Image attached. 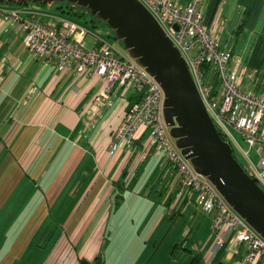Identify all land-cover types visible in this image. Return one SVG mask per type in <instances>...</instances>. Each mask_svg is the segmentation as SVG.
<instances>
[{
	"label": "crops",
	"instance_id": "obj_1",
	"mask_svg": "<svg viewBox=\"0 0 264 264\" xmlns=\"http://www.w3.org/2000/svg\"><path fill=\"white\" fill-rule=\"evenodd\" d=\"M177 2L186 6L190 0ZM25 6L44 23H55L59 15L51 3ZM203 9L205 24L232 50V66L243 65L234 61V34L264 24V0H205ZM263 30L256 48L262 59ZM247 65L263 70L259 82L264 83V66ZM104 88L100 77L79 75L75 68L60 72L36 60L21 28L0 18V264H40V252L46 255L41 264H106L99 252L113 212L125 201L130 167L141 170L150 154L141 158L140 145L134 153L110 152L113 131L138 95L119 84L108 94ZM163 160L154 171H161L159 184L169 190L168 213L180 219L188 207H201L192 197L178 198L174 169ZM214 219L212 213V228ZM38 233L43 239L37 235L34 241ZM227 241L209 262L202 260L204 246L198 244L195 255L184 245L193 254L191 264H236L247 245L236 246V253L233 238Z\"/></svg>",
	"mask_w": 264,
	"mask_h": 264
},
{
	"label": "built area",
	"instance_id": "obj_2",
	"mask_svg": "<svg viewBox=\"0 0 264 264\" xmlns=\"http://www.w3.org/2000/svg\"><path fill=\"white\" fill-rule=\"evenodd\" d=\"M139 1L188 61L203 101L225 140L242 150L238 132L248 142L249 148L243 149V153L253 174L245 169L264 190V83L259 82L263 70L241 68L238 63L232 66V50L222 44L215 27L205 24V0H190L186 6L177 0ZM19 5L0 3V18L21 28L25 45L36 60L56 65L60 72L75 68L79 75L100 77L105 83V94L111 93L117 84L125 90L135 89L137 99L113 131L110 152L134 153L140 140L141 158L148 154L164 156L179 183L178 198L192 197L195 205L215 213L213 230L217 240L213 255L228 243V238H233L236 253V246L247 245L246 254L236 264H264V238L176 145L164 116L165 92L155 77L110 38L98 37L96 44L88 45L87 26L61 15L56 16L55 23H44L35 12ZM251 150L256 151L257 160Z\"/></svg>",
	"mask_w": 264,
	"mask_h": 264
},
{
	"label": "water",
	"instance_id": "obj_3",
	"mask_svg": "<svg viewBox=\"0 0 264 264\" xmlns=\"http://www.w3.org/2000/svg\"><path fill=\"white\" fill-rule=\"evenodd\" d=\"M69 2L94 13L115 40L161 84L164 116L176 145L232 207L264 238V190L234 154L208 111L188 61L139 0H0V3ZM141 146V141H137ZM82 264H93L82 260Z\"/></svg>",
	"mask_w": 264,
	"mask_h": 264
},
{
	"label": "rangeland",
	"instance_id": "obj_4",
	"mask_svg": "<svg viewBox=\"0 0 264 264\" xmlns=\"http://www.w3.org/2000/svg\"><path fill=\"white\" fill-rule=\"evenodd\" d=\"M263 27L264 24L246 32H241L237 28L234 34L237 40L234 61L240 60L243 64L241 65L238 61L241 68L255 69L248 66V63L264 66V59L256 57L257 52L259 53L256 48L260 42ZM89 30L88 45L93 44V39L107 37L109 33H114V30H111L105 22ZM115 42L122 46L121 42L117 40ZM215 84L218 85L217 81ZM236 136L243 148L241 150L233 143L234 154L253 174L251 163L243 153V149L249 148V144L238 132ZM144 140L146 141L147 137ZM251 155L255 160L258 159L255 150H251ZM164 158V156L157 157L150 154L141 170H136L137 165L130 167L131 173L129 172L128 177L133 181H130L129 187L123 189L126 195L125 201L121 202L120 210L113 212L99 252L106 264H191L189 259L192 253L185 248V245L193 248L195 255L198 254L199 248L204 246L202 260L204 261L205 258L209 262L212 258L213 245L217 240V235L211 227L212 213L193 207H188L189 209H186L180 219H172L171 214L168 213L170 193L164 185L159 184L161 171L159 173L154 171V168L164 163ZM162 180L165 184L166 180ZM32 182L35 184L34 181ZM37 183L40 184V182ZM155 184H159L158 189H154ZM41 186L40 188L43 187ZM225 228L221 234L224 233ZM60 234L58 231L52 242ZM37 235L39 241L43 239L44 234L38 233L34 235V241ZM45 256L44 252H40V264Z\"/></svg>",
	"mask_w": 264,
	"mask_h": 264
},
{
	"label": "trees",
	"instance_id": "obj_5",
	"mask_svg": "<svg viewBox=\"0 0 264 264\" xmlns=\"http://www.w3.org/2000/svg\"><path fill=\"white\" fill-rule=\"evenodd\" d=\"M31 3H33V2H31ZM40 4H45V3H40ZM54 5H55V10L57 11V13L59 15L67 17V18L72 19V20H75V21H77V22H79L85 26L96 28L99 26V23L103 22L94 13H92L90 10H88L86 8H82L76 4H72L69 2H56V3H54ZM113 36H114V33L109 34V37H111L112 39L114 38ZM113 40H115V39H113ZM224 139H226V138L224 137ZM219 251L216 252L215 257ZM196 257H198V256H196ZM99 263L101 264L102 262H99Z\"/></svg>",
	"mask_w": 264,
	"mask_h": 264
},
{
	"label": "bare ground",
	"instance_id": "obj_6",
	"mask_svg": "<svg viewBox=\"0 0 264 264\" xmlns=\"http://www.w3.org/2000/svg\"><path fill=\"white\" fill-rule=\"evenodd\" d=\"M205 2V1H204ZM20 6V5H19Z\"/></svg>",
	"mask_w": 264,
	"mask_h": 264
}]
</instances>
